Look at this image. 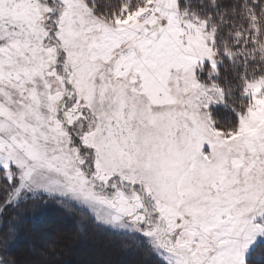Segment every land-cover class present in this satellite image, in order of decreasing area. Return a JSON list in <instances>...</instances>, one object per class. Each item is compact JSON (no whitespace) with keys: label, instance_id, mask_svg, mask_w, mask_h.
Here are the masks:
<instances>
[{"label":"snow or ice","instance_id":"1","mask_svg":"<svg viewBox=\"0 0 264 264\" xmlns=\"http://www.w3.org/2000/svg\"><path fill=\"white\" fill-rule=\"evenodd\" d=\"M40 200L152 264H264V0H0V216Z\"/></svg>","mask_w":264,"mask_h":264},{"label":"trees","instance_id":"2","mask_svg":"<svg viewBox=\"0 0 264 264\" xmlns=\"http://www.w3.org/2000/svg\"><path fill=\"white\" fill-rule=\"evenodd\" d=\"M27 211L25 212V222L23 226L20 225V231L22 230L29 236L33 234L34 227L36 224L42 222L51 223L56 227L60 228V232H50L51 238H55L57 241V249L42 250L43 259L38 261L37 258H31L26 254V251H22L16 254L15 248L11 252V256L15 259L16 264H86V259L83 258L85 255L90 256L89 258L96 257L104 260L107 264H118V260L127 256L126 260L131 264H152L147 254L143 249L138 248L136 243L125 237L119 236L110 231H106L103 228H98L87 215L81 214L79 211L72 209H65L56 202L48 200H40L36 202H29ZM25 206V207H26ZM32 210V211H31ZM16 209H8L2 216H0V232H2L7 223L16 216ZM38 216V217H37ZM37 217V218H36ZM81 217L84 219L82 221ZM19 219V218H17ZM18 222V221H17ZM20 224V222H18ZM32 229H29L30 226ZM76 225L75 230H71L70 227ZM69 234V236L67 235ZM23 235V234H22ZM70 237V238H68ZM72 238H83L86 239V243H92L98 245V250H90L87 254H83L82 257L77 253L75 248L70 246V239ZM18 246H25L26 238L20 236ZM106 248H114L117 254H111L106 256V249L102 250V246ZM93 253V254H92Z\"/></svg>","mask_w":264,"mask_h":264},{"label":"rangeland","instance_id":"3","mask_svg":"<svg viewBox=\"0 0 264 264\" xmlns=\"http://www.w3.org/2000/svg\"><path fill=\"white\" fill-rule=\"evenodd\" d=\"M48 201L56 202L57 204H59L60 206H62L65 209L76 210V211H79L81 214L84 215V213L78 207H76L74 205L61 204L55 200H48ZM25 206L26 205H22L20 209H16V214H17L16 216H18V218H19V219H17V221L20 222L19 225L21 227L23 226V224L25 222V219H23L24 215H25L24 211L28 212L27 206L26 207ZM81 219H82V221H84V219L82 217H81ZM28 226H30V225L28 224ZM75 227H76V225H73L70 227V229L75 230ZM32 228H33L32 226L29 227V229H32ZM60 230H61L60 228L56 227L55 225H52L51 223H47L46 221L45 222L41 221L40 223L36 224V226L34 227V230H33V234L30 236L28 234H25L21 230L20 236L24 235V237L26 238V243H25V246H18L17 247L16 254H19L22 251H26V254H28L29 257L37 258L38 261H41L43 259V255H42V252L40 251V249L52 250V251H53V249H57V246H56L57 241L55 240L54 237L51 238V235L49 233L50 232H53V233L58 232L59 233ZM67 236H69V234ZM68 238H70V237H68ZM69 241H70V246L72 248H75L77 250V253L79 255H81L82 257L84 256L83 254H87V252H89V249L95 250V251L98 250V248H97L98 245L96 244V242H95V244H93L92 243L93 241H91V244H88V243H86V239H83L82 237L79 239L71 237V239ZM106 246L107 245H105L104 247L103 246L101 247L102 250L103 249L107 250L106 256L107 255L110 256V252H111V254H115V253L117 254V251L114 248H106ZM38 247H40V249ZM89 257L90 256L87 257V255H85L83 257L86 259V264H107L102 259H99L96 257H92V258H89ZM126 258H128V257L125 256L122 259L120 258L118 260V264H131L130 262H128L126 260ZM139 264H142V263H139Z\"/></svg>","mask_w":264,"mask_h":264}]
</instances>
